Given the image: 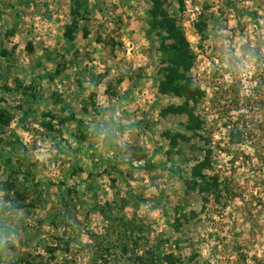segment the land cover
Masks as SVG:
<instances>
[{
	"label": "rangeland",
	"instance_id": "rangeland-1",
	"mask_svg": "<svg viewBox=\"0 0 264 264\" xmlns=\"http://www.w3.org/2000/svg\"><path fill=\"white\" fill-rule=\"evenodd\" d=\"M0 264H264V0H0Z\"/></svg>",
	"mask_w": 264,
	"mask_h": 264
}]
</instances>
